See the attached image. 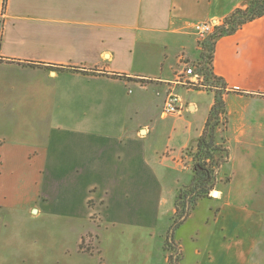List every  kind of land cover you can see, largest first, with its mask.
<instances>
[{"label": "crops", "instance_id": "1", "mask_svg": "<svg viewBox=\"0 0 264 264\" xmlns=\"http://www.w3.org/2000/svg\"><path fill=\"white\" fill-rule=\"evenodd\" d=\"M248 1L0 0V250L9 245L16 213L34 210L68 219L70 231L78 235L72 246L77 254H101L105 264H168V258H160L163 231L170 229L165 198L159 202L155 196L156 214L164 222L156 220L154 230L133 243L132 260L124 240L105 238L117 225L115 216L104 229L89 226L90 198L84 193L94 184L108 196L122 191L127 175L138 168L166 186L162 165H181V150H158L153 120L169 91L177 88L185 65L200 59L193 24L223 23ZM213 68L231 93L224 95L230 151L225 165L233 160L231 144L243 156L229 189L215 195L218 210L211 224L197 227L208 226L209 233L190 255V264H219L233 249L239 264H257L260 241L255 234L264 230V165H253L252 157L264 154V17L220 39ZM182 99L176 117L192 141L201 137L215 98L198 122L182 118L205 106L194 99L186 105ZM169 117L161 111L162 120ZM179 122L172 125L174 133ZM193 127L197 130L191 135ZM63 140H71V150L52 156V146L57 150ZM50 165L57 175L70 178L68 192L56 198L60 185L48 188L46 182ZM48 202L55 203V210L47 209ZM94 228L101 236L85 240ZM221 234H228V240L220 243ZM6 256L0 251L2 263Z\"/></svg>", "mask_w": 264, "mask_h": 264}, {"label": "rangeland", "instance_id": "2", "mask_svg": "<svg viewBox=\"0 0 264 264\" xmlns=\"http://www.w3.org/2000/svg\"><path fill=\"white\" fill-rule=\"evenodd\" d=\"M203 42L204 41H199L198 39V44L200 46ZM198 62L199 60L196 62H189L187 65L190 67H196L198 66ZM175 92L186 100V105L194 99L205 106L199 114H195L193 117L190 116V112H185L182 119L187 122L189 120L193 122L202 120V118L207 115V106L210 104L211 98H215L216 95V91L209 86L198 88L192 93H188L185 87L178 85ZM226 94L231 95V93ZM161 111L162 108L159 107L156 110L155 119L153 120L154 122H157L159 129V136L155 138L158 150H160L161 153L165 152L167 149L168 151H173V149L181 150V165H162L164 173L167 176L166 186L161 185L160 182L158 186L156 180L149 174V172H145L138 168L133 173L127 175L124 180L125 185H123L122 191H116V193L108 196L105 193L103 186L94 184L87 187L84 193L85 196L90 198V201L86 204L90 213V217L87 219L90 223L89 226L102 227L104 229L107 224H110V220L112 221L113 219L111 214L113 217L115 216L114 222L117 223V225L112 226L111 229H109L110 231L105 233V238L108 237L111 242L115 241L114 238L117 237L124 240L127 244L126 248H128L129 254L130 252H133L129 255L132 256V260L136 254V250L133 248V243L141 241L144 237H147L148 233H151L154 230L158 219H160V224L164 222V218H158L159 216L156 214L158 206L155 197L156 194H158L159 202L162 198H165L166 205L164 210L169 216L166 217L167 223L165 226L170 225L171 228L174 219H177L178 215L179 217L182 215L181 211H179L178 215H176L177 212L172 215L171 211L173 209L176 210L177 204L183 202V200H181L182 198H180V194H183L186 189L191 187L194 178V161L192 154L196 151L199 138L191 141L190 134L189 136L186 134L185 127L179 122V118L176 117L178 115H173L166 120H162L160 118ZM174 122H179L176 127L177 133L173 132L172 125ZM51 124L55 125L56 122ZM227 127L228 123H223L218 130L219 134L216 142L218 144L220 143L222 147H227L226 132H223L224 128ZM196 130L197 129L193 127L191 135H194ZM65 132H70V126L66 127ZM178 132H180V135ZM46 146L48 147L47 144ZM57 147V150L55 146H52V150L50 148L52 156L58 153V150H64L65 152L70 151L72 147L71 140H63ZM231 149L234 155L233 160L228 165H224L219 169L215 189L208 198L199 200L197 205L191 208L190 216L187 221L174 233V242L177 243L178 247L177 251L182 252L183 245L186 248L185 253L183 254V261L180 262L181 264H190V255H193L196 247L202 246L207 240L209 227L206 226L202 230L197 227L200 223H205V221L206 223L211 224L212 219L218 210V203L215 202V199H217V197H215V192L221 190L227 191L229 189L230 178L235 170V165H238V160L243 156L239 153V147L236 145L231 144ZM161 156H164V154ZM189 159H192V161L189 162ZM252 161L251 163L253 165H264V154L253 155ZM56 169L55 166L53 167V165H50L46 175L48 188L49 185L53 186V184H59L61 187V190L55 192L57 194L54 193L55 198L64 191L68 192L70 188L65 185L69 183L70 178L66 177V179H64L63 176H60V173L57 175ZM46 195H51V192L48 191ZM181 196L184 197V195ZM47 209L55 210V203L48 202ZM135 211H143L144 214L147 213L149 216L144 218H141L139 214L135 216ZM70 229L71 225L69 224L68 219L57 217L55 213H43L37 215L34 210L31 213H16V216L14 217V227L10 232L13 234L8 235L9 245H7V247L4 246L3 249L0 250L3 255L7 254V262L2 263V260H0V264H105L101 254L75 253V249H73L72 246L75 245L78 235L70 231ZM77 229L78 231H81V226ZM169 231L170 229L168 231H163L162 236L164 237V244L160 248V258H168V264H170L169 259L173 253L168 245L169 241L167 238ZM101 233L102 232L97 228L93 230L92 234L90 233L89 235H86L85 240L95 241L94 237H100ZM198 234L199 237L197 236ZM255 235L260 242L257 245L258 249L256 250L254 261L257 262V264H264V230L257 232ZM227 238L228 234H221L220 243L224 242ZM67 244L69 245L68 247H66ZM211 249L213 252L216 251L215 248ZM211 249L208 252V257L211 254ZM68 251L71 254H68ZM230 254L231 255H229V253L226 254L224 260L219 264H239L233 257L234 249ZM0 259L2 258L0 257Z\"/></svg>", "mask_w": 264, "mask_h": 264}, {"label": "trees", "instance_id": "3", "mask_svg": "<svg viewBox=\"0 0 264 264\" xmlns=\"http://www.w3.org/2000/svg\"><path fill=\"white\" fill-rule=\"evenodd\" d=\"M263 17L264 0H249L245 9L235 10L201 43L202 52L196 68L204 79V86H209L216 91L215 103L207 117L203 133L197 142L196 151L192 154L194 161L193 183L183 194H180L183 202L178 203L176 206V215L179 211L182 215L180 217L178 215V218L174 219L167 238L168 245L173 252L169 259L170 264H179L183 256L182 252L177 251L178 247L177 243L174 242V233L187 221L191 208L195 207L199 200L210 196L216 187L219 169L227 164L230 159L229 149L216 142L220 125L229 123L228 108L224 99L227 84L222 78L215 75L213 68L216 44L220 39L236 34L245 25ZM76 70L73 69L72 71L78 72ZM226 130L227 128H224L223 132H226ZM181 195H184V197Z\"/></svg>", "mask_w": 264, "mask_h": 264}, {"label": "built area", "instance_id": "4", "mask_svg": "<svg viewBox=\"0 0 264 264\" xmlns=\"http://www.w3.org/2000/svg\"><path fill=\"white\" fill-rule=\"evenodd\" d=\"M219 21H204L193 24L195 35L199 41H204L211 33L214 32L215 28L221 25ZM179 86L185 87L187 90L194 91L198 88H205L203 77L197 72L196 67H190L185 65L179 79L177 80ZM183 99L175 92L170 90L167 94L163 109L162 116L169 117L180 114L183 110Z\"/></svg>", "mask_w": 264, "mask_h": 264}, {"label": "bare ground", "instance_id": "5", "mask_svg": "<svg viewBox=\"0 0 264 264\" xmlns=\"http://www.w3.org/2000/svg\"><path fill=\"white\" fill-rule=\"evenodd\" d=\"M215 195H217V196H218V192H217V193H215Z\"/></svg>", "mask_w": 264, "mask_h": 264}]
</instances>
